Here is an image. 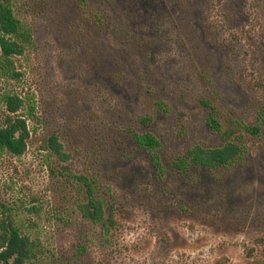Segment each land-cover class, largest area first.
<instances>
[{"label":"rangeland","instance_id":"rangeland-1","mask_svg":"<svg viewBox=\"0 0 264 264\" xmlns=\"http://www.w3.org/2000/svg\"><path fill=\"white\" fill-rule=\"evenodd\" d=\"M8 1L34 37L18 78L0 75L30 129L22 155L0 152V219L33 242L26 264H264V0ZM204 101L246 149L183 171L226 144ZM133 132L159 139L163 171ZM76 175L113 208L110 232Z\"/></svg>","mask_w":264,"mask_h":264},{"label":"trees","instance_id":"trees-1","mask_svg":"<svg viewBox=\"0 0 264 264\" xmlns=\"http://www.w3.org/2000/svg\"><path fill=\"white\" fill-rule=\"evenodd\" d=\"M34 41L32 28L20 20L14 12L13 6L8 0H0V75L6 80H14L19 76L15 67V57L25 53ZM0 101L6 107L7 115L0 123V152H8L14 156L22 155L27 148L30 129L25 117L18 112L24 106L25 101L20 95L5 91L0 96ZM207 108V124L209 127L222 134L226 144L223 147L205 149L195 147L187 156L175 161V165L183 171L191 166L219 167L238 161L245 152L244 144H235L230 140L234 131L231 128L224 129L217 119L216 108L210 101H204ZM251 134H257V126H247ZM136 143L143 149L152 152L154 163L163 171V164L157 150L161 143L151 133L133 132ZM48 148L53 152L62 154V145L57 136L48 138ZM78 180L87 188L89 203L85 207L87 217L104 228L105 232L111 231L116 226L113 208L108 207L105 216V202L95 195L96 181L86 175H76ZM0 219V264H26L34 254V244L31 239L22 233L21 228L13 221L10 215Z\"/></svg>","mask_w":264,"mask_h":264}]
</instances>
